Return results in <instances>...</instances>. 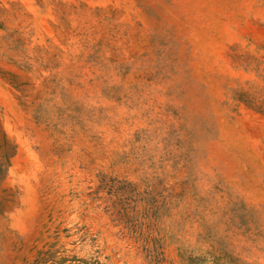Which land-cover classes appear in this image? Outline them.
I'll return each instance as SVG.
<instances>
[{"label":"rangeland","instance_id":"rangeland-1","mask_svg":"<svg viewBox=\"0 0 264 264\" xmlns=\"http://www.w3.org/2000/svg\"><path fill=\"white\" fill-rule=\"evenodd\" d=\"M264 264V0H0V264Z\"/></svg>","mask_w":264,"mask_h":264},{"label":"trees","instance_id":"trees-1","mask_svg":"<svg viewBox=\"0 0 264 264\" xmlns=\"http://www.w3.org/2000/svg\"><path fill=\"white\" fill-rule=\"evenodd\" d=\"M72 264H100L97 260H90V261H84V260H72ZM52 264H64V262H53Z\"/></svg>","mask_w":264,"mask_h":264}]
</instances>
